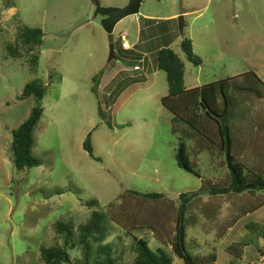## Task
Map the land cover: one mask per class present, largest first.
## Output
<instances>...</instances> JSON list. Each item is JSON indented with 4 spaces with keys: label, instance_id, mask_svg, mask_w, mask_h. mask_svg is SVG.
<instances>
[{
    "label": "rangeland",
    "instance_id": "obj_1",
    "mask_svg": "<svg viewBox=\"0 0 264 264\" xmlns=\"http://www.w3.org/2000/svg\"><path fill=\"white\" fill-rule=\"evenodd\" d=\"M95 1L122 7L129 0H0V264H43L41 245H63L57 222L72 223L77 237V225L94 210L105 213L108 228L113 227L105 243L113 242L119 264H129L134 237L154 229L138 227L127 235L124 224L140 220L147 210L150 218L162 217L164 210L151 215L152 208L180 203L168 194L196 192L203 185L202 198L189 209L198 216L197 224L187 228L189 251L196 256L215 249V264H264V206L248 213L264 200V192L209 194L213 184L230 180L225 152L217 148L199 155L200 177L177 165L182 130L172 133L173 115L160 101L167 94L166 74L156 66L157 50L171 43L168 47L184 63L187 88L239 80L248 71L264 82V0H142L138 14L114 27L112 61L103 17L94 15ZM21 27L42 29L36 51L16 44ZM122 33L134 51L121 48ZM184 38L201 58L199 66L186 58ZM35 54L36 64L29 59ZM136 59L141 69L129 70ZM118 70L116 77H106ZM31 80L46 86L39 101L20 98ZM257 98L239 96L241 113L232 119L243 143L234 150L247 168L264 161V97ZM37 103L44 111L33 132L32 155L41 165L18 170L11 131ZM89 134L94 156L83 149ZM193 143L191 138L186 143L191 160ZM147 193L162 196L148 198ZM91 199L98 205H86ZM172 222L174 216L170 229ZM230 222L232 228L223 232ZM69 254L72 264L81 263L80 247ZM173 257V264H182Z\"/></svg>",
    "mask_w": 264,
    "mask_h": 264
},
{
    "label": "trees",
    "instance_id": "obj_2",
    "mask_svg": "<svg viewBox=\"0 0 264 264\" xmlns=\"http://www.w3.org/2000/svg\"><path fill=\"white\" fill-rule=\"evenodd\" d=\"M42 37L43 31L38 27H21L17 33L16 44L20 48H26L27 51H36L42 43ZM19 47L15 48L16 50L12 49L11 53L16 55ZM181 47L188 61L195 66L202 63L201 58L193 52L190 39H182ZM35 55H30L29 59L36 64L38 59L37 54ZM137 60H134L133 63L130 61L128 64L135 65ZM156 66L166 74L167 94L160 101L173 115L172 133L180 134L179 131L182 130L180 134L182 138L179 137L180 140L177 142L175 153L177 165L186 172L200 177L195 168L198 166L199 154L204 151L211 154L212 150L217 148L225 152V165L229 171L230 180L227 185L213 184L209 194L218 196L243 194L245 192L263 193L264 161L262 164H256L250 168L246 167L248 165L241 159L240 151L234 150L243 147V143L232 119L241 113L237 110L239 96H254L258 97L257 99L264 97V90H262L264 82L255 72L248 71L239 75V80H234L236 77H232V80L227 78L202 86L187 88L184 81V63L179 55L168 46L157 50ZM135 79L131 78V81ZM231 85L232 92L229 90ZM45 93V85L39 80H31L23 86L20 98L34 97L36 101H39ZM220 98L222 100H219ZM242 100L241 98L239 101L243 102ZM43 111V106L37 103L31 108L29 115L11 131L10 146L13 152L14 165L18 170L24 171L27 168L41 165V161L32 155V147L34 144L33 132L42 117ZM182 123L189 127L190 131H185ZM180 126L182 127L180 128ZM219 135L220 139L218 140ZM185 138L194 140L193 146H190L192 160L187 151L188 146H186L187 140L184 141ZM83 149L90 156H94L90 134L83 141ZM245 168L248 170L245 171ZM203 190L204 185L196 192L181 193L178 196L179 204L175 200H171L167 203L164 202L161 208H152L151 215L155 213V209L164 210L162 217L150 218V211L147 210L144 215L141 214L140 220H135L130 225L124 224L123 229L125 231L123 232L127 235L138 227L154 229L151 235L134 237V242L131 245L134 256L129 264H173L176 261L173 256L181 259L177 261L182 264H215V249L209 254L198 253L194 256L188 249L189 247L192 248L191 244H187L186 241L187 228L196 225L198 222V216L189 212V209L202 198ZM200 194L201 197L198 199L197 195ZM144 196L159 198L162 195L147 193ZM88 204L91 206L98 205V201L91 199L86 202V205ZM262 206H264V200L250 209L248 213H253ZM173 216V229H170L168 223ZM107 224L106 214L94 210L84 223L77 225L76 237L72 223L58 221L55 229L58 234L63 236V245H41L39 249L40 262L43 264H72L69 250L80 247L82 255L80 264H119L120 256L116 254L117 250L113 242L105 243L106 238L110 235V230L113 229V227L108 228ZM233 224L234 222L228 223L223 232L229 231Z\"/></svg>",
    "mask_w": 264,
    "mask_h": 264
},
{
    "label": "water",
    "instance_id": "obj_3",
    "mask_svg": "<svg viewBox=\"0 0 264 264\" xmlns=\"http://www.w3.org/2000/svg\"><path fill=\"white\" fill-rule=\"evenodd\" d=\"M142 0H129L126 5L122 7H108L101 6L98 2L95 3L94 15L102 16V26L108 34L109 41V55L108 61H112L115 56L114 45H113V30L115 25L123 18L136 15L139 12V8ZM183 29V18L180 17V31ZM178 194H168L166 197L169 199L178 198Z\"/></svg>",
    "mask_w": 264,
    "mask_h": 264
},
{
    "label": "crops",
    "instance_id": "obj_4",
    "mask_svg": "<svg viewBox=\"0 0 264 264\" xmlns=\"http://www.w3.org/2000/svg\"><path fill=\"white\" fill-rule=\"evenodd\" d=\"M169 17H175V15H172V16H169ZM141 32H142V30H141V29H138V35H139V36H138L139 41L137 42L138 45H140V43H141V41H140ZM122 34H123V33H122ZM122 34H121V35H122ZM121 35H120V36H121ZM123 36H125V33L123 34ZM143 43H144V42H143ZM170 44H171V43L166 44V45H164V47H165V46H169ZM130 45H131V44H130ZM131 46L133 47V45H131ZM134 46H135V45H134ZM132 47H131V48H132ZM135 64H137V63H135ZM131 69H132V67L129 68V70H131ZM110 74H112L111 77H113V76L116 77V76L119 74V70H118V71H115V72H113V73H109V74H107L106 77H109ZM104 75H105V74H104ZM109 82H111V80H109ZM107 84H108V83H107ZM105 85H106V84H103V86H105ZM115 104H116V103L113 104L114 107H115ZM202 153H203V152H202ZM199 155H201V154H199Z\"/></svg>",
    "mask_w": 264,
    "mask_h": 264
},
{
    "label": "built area",
    "instance_id": "obj_5",
    "mask_svg": "<svg viewBox=\"0 0 264 264\" xmlns=\"http://www.w3.org/2000/svg\"><path fill=\"white\" fill-rule=\"evenodd\" d=\"M131 45L127 42L126 38L122 35L121 36V48L122 49H131ZM141 66L138 64H135L132 66V70H140Z\"/></svg>",
    "mask_w": 264,
    "mask_h": 264
}]
</instances>
